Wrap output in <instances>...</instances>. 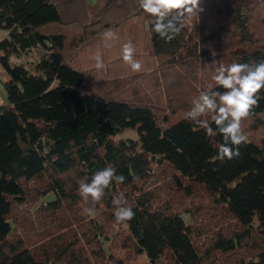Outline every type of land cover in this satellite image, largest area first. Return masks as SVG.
<instances>
[{"label": "trees", "instance_id": "obj_1", "mask_svg": "<svg viewBox=\"0 0 264 264\" xmlns=\"http://www.w3.org/2000/svg\"><path fill=\"white\" fill-rule=\"evenodd\" d=\"M202 6L200 17L166 42L152 32L138 0H0V264H84L81 243L89 233L79 232L75 217L86 207L78 181L109 164L126 180L114 183L96 210L126 226L146 264H212L213 253H236L249 240L255 252L231 264H264V135L258 143L246 138L240 156L222 162V137L209 138L185 119L221 63L264 60V0ZM109 28L116 40L102 39ZM129 41L140 72L121 58ZM33 49L41 51L37 61L11 63ZM97 53L106 65L99 71ZM175 109L180 115L171 118ZM247 118L258 127L264 98ZM200 192L232 219L231 229L218 230L207 245L198 244L202 232L186 220ZM120 193L136 213L126 224L115 221L111 204ZM32 203H40L45 219L63 211L66 220L36 239L22 237L15 216ZM87 221L92 241L85 247L106 244L105 226Z\"/></svg>", "mask_w": 264, "mask_h": 264}, {"label": "clouds", "instance_id": "obj_2", "mask_svg": "<svg viewBox=\"0 0 264 264\" xmlns=\"http://www.w3.org/2000/svg\"><path fill=\"white\" fill-rule=\"evenodd\" d=\"M203 0H138L139 8L150 17L151 30L160 39L171 42L186 27L187 22L200 17L204 12ZM117 38L116 32L109 28L102 33V39ZM136 48L129 41L121 46V58L130 65L133 72L142 71L143 64L135 57ZM96 70L106 65L101 54L94 57ZM213 84L201 90L193 99L185 113V119L196 130H204L209 138L220 135L222 143L217 146L216 159L232 160L240 156V146L246 141L242 122L255 108L259 107L261 91L264 90V60L252 63H221L215 68ZM215 125V128L212 125ZM126 177L117 174L116 167L107 165L94 172L90 179L78 181V195L85 203V212L96 215V205L107 195L112 185L123 184ZM117 223L126 224L135 218L136 213L128 205L123 193L111 200Z\"/></svg>", "mask_w": 264, "mask_h": 264}, {"label": "rangeland", "instance_id": "obj_3", "mask_svg": "<svg viewBox=\"0 0 264 264\" xmlns=\"http://www.w3.org/2000/svg\"><path fill=\"white\" fill-rule=\"evenodd\" d=\"M90 4H95L97 0H88ZM1 37V33H0ZM116 40V38H115ZM39 48V47H38ZM119 49V48H118ZM39 49H33V51L24 57L20 58H11V63L20 64L23 63L25 65H29L38 60L41 51ZM141 51L139 54L141 57H144L143 47H141ZM131 68V67H130ZM5 80V74L0 67V95H4L5 100V93L2 87L1 81ZM175 89L176 86L174 87ZM194 92L193 90L191 91ZM190 95H186L184 93H180L181 96L185 97H192V93ZM179 93H177L178 95ZM176 95V94H175ZM176 102V101H175ZM163 112V111H162ZM163 114V113H162ZM170 116L178 117L180 115L179 109L169 110ZM243 130L246 134V138L258 143L262 135H264V118H262L258 127H256L257 123L254 120L246 118L242 122ZM124 137L127 138H135L134 131H125L123 134ZM177 199H180L176 197ZM181 200V199H180ZM185 203V202H184ZM40 203H32V206H25L22 208L19 213H16V232L20 233L23 236L27 235L30 236L31 239H36L41 232L47 234L51 231L48 230V226L53 227L52 230H56L59 222L58 219L62 220L63 216L66 214L63 211L57 212L53 215L52 221H49L48 217L45 219L47 215H42L43 212H40L36 206ZM33 206H35L33 210ZM85 208L80 209L78 213L75 215L76 218L79 219L80 231L85 230V232L89 233V237L85 238L81 243V246L85 249L83 262L84 264H146L147 259L144 254L134 251V247L132 245L131 240L128 238L127 228L126 226H120L116 223H109L106 217L100 215L101 209L98 211L96 210V215L92 218L98 222L100 225H104L107 229V235L109 241L105 244L96 245V243H92L90 245H86V242L92 241L90 231L87 229L89 227V222L87 218L89 215L85 212ZM189 212L188 218L186 219L188 223L193 224V227H196V230L202 232L200 239H198V244H205L210 241L212 234L217 232L218 230H230L232 226V219L227 217L224 211L220 210L218 205H216L212 198L208 197L205 193H197L194 196L190 203H189ZM73 212L68 213V218L72 215ZM193 213V214H192ZM66 216V215H65ZM44 217V218H43ZM186 218V217H185ZM66 220V219H63ZM69 223V222H68ZM82 224V225H81ZM83 226V227H82ZM88 226V227H87ZM255 241H247L245 242L242 247H239L236 253H213L210 257L209 263L212 264H231L233 260H236L240 256H248L252 255L255 252ZM162 264H172L170 260L164 259L162 260Z\"/></svg>", "mask_w": 264, "mask_h": 264}, {"label": "crops", "instance_id": "obj_4", "mask_svg": "<svg viewBox=\"0 0 264 264\" xmlns=\"http://www.w3.org/2000/svg\"><path fill=\"white\" fill-rule=\"evenodd\" d=\"M4 95H0V106L4 104Z\"/></svg>", "mask_w": 264, "mask_h": 264}]
</instances>
